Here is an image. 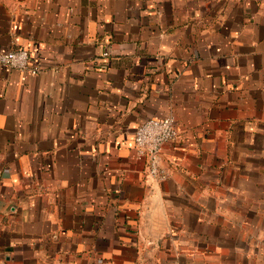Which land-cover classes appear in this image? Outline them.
<instances>
[{
  "label": "crops",
  "instance_id": "obj_1",
  "mask_svg": "<svg viewBox=\"0 0 264 264\" xmlns=\"http://www.w3.org/2000/svg\"><path fill=\"white\" fill-rule=\"evenodd\" d=\"M19 49L0 264H264V0H0ZM167 116L160 180L135 135Z\"/></svg>",
  "mask_w": 264,
  "mask_h": 264
},
{
  "label": "built area",
  "instance_id": "obj_2",
  "mask_svg": "<svg viewBox=\"0 0 264 264\" xmlns=\"http://www.w3.org/2000/svg\"><path fill=\"white\" fill-rule=\"evenodd\" d=\"M0 64L32 75L40 71L38 66L32 64L29 53L23 49L0 54ZM178 137L179 132L171 116L149 119L139 126L135 135V147L140 156L148 159V172L152 177L160 180L166 178L161 167V152L165 144L175 142Z\"/></svg>",
  "mask_w": 264,
  "mask_h": 264
}]
</instances>
